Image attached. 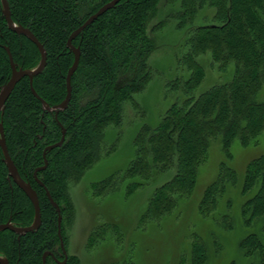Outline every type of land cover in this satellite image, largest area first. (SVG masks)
Returning a JSON list of instances; mask_svg holds the SVG:
<instances>
[{
    "label": "trees",
    "instance_id": "trees-1",
    "mask_svg": "<svg viewBox=\"0 0 264 264\" xmlns=\"http://www.w3.org/2000/svg\"><path fill=\"white\" fill-rule=\"evenodd\" d=\"M110 1L7 0L13 23L28 29L46 52V66L32 81L39 99L30 90L29 78L23 77L0 114L9 156L20 178L35 191L41 210L36 231L20 236L0 232V256L8 264H42L45 252L62 259L57 214L46 191L60 209L66 249L64 227L75 216L70 189L113 150L104 142L105 131L120 125L123 105L134 103L151 78L147 61L156 48L153 35L171 20L182 34L192 33L183 60L185 76L168 86L179 96L156 127H140L133 140L134 158L123 171L92 184L93 194L108 195L126 184L125 193L131 195L174 170L153 191L141 221L161 218L192 193L213 142L219 140L230 160L233 141L246 147L264 132V0H122L72 41L80 59L71 77V99L64 110L45 111L40 99L54 107L66 96L65 78L74 61L67 47L70 35ZM205 9L211 10V23L204 19L197 24ZM7 49L17 69L33 70L40 62L36 45L8 29L0 1V90L11 77ZM204 55L227 79L197 95L208 78L198 60ZM61 128L62 145L46 153L47 167L37 173L41 186L34 171L44 165L46 147L59 142ZM235 180V171L221 163L216 180L204 190L201 214L215 211L226 184ZM241 194L248 195L242 205V215L249 216L246 224L262 221L264 154L247 164ZM33 219V204L9 177L0 149V225L24 228ZM239 248L248 264H264V225L261 237L248 235ZM191 255L192 264L205 263L201 241H193ZM45 264H54L53 259L46 257ZM65 264H79V259L69 255Z\"/></svg>",
    "mask_w": 264,
    "mask_h": 264
},
{
    "label": "rangeland",
    "instance_id": "rangeland-1",
    "mask_svg": "<svg viewBox=\"0 0 264 264\" xmlns=\"http://www.w3.org/2000/svg\"><path fill=\"white\" fill-rule=\"evenodd\" d=\"M202 14L197 17V24L204 19L210 20L205 24L211 23V10L205 9ZM191 36L192 33L184 35L178 31L174 20L153 35L156 48L147 61L151 78L135 95L134 103L123 105L120 125L105 131L104 142L113 150L70 189L75 216L64 227L66 250L69 255L77 256L79 264H192L191 250L195 239L205 247L204 264L249 263L243 257L239 242L251 234L261 237L264 219L246 224L249 216L242 215V205L248 195H242L241 189L247 164L264 154V132L246 147L233 141L229 148L230 160L222 151L219 140L213 142L207 161L198 169L192 193L180 199L176 208L161 218L141 221L153 191L168 181L174 170L165 175V180L150 182L131 195L125 193L126 184L117 185L115 192L104 196L96 197L91 189L92 184L128 166L134 158L136 132L143 125L156 127L179 96L168 86L178 77L185 76L183 60ZM198 60L205 66L208 78L195 91L197 95L227 79V73L221 74L209 64L208 55ZM221 163L235 171L236 180L226 184L215 211L204 216L199 204L204 190L216 180Z\"/></svg>",
    "mask_w": 264,
    "mask_h": 264
},
{
    "label": "water",
    "instance_id": "water-1",
    "mask_svg": "<svg viewBox=\"0 0 264 264\" xmlns=\"http://www.w3.org/2000/svg\"><path fill=\"white\" fill-rule=\"evenodd\" d=\"M0 1H1V5H2V15L5 19V22L7 24L8 29L17 35H22V36L27 37L29 40H31L36 45V47L38 48V50L40 52V62L38 63L37 67L34 68L33 70H22V69H17V66L13 62V60L9 54V51L7 49V52L9 54V63H10V67H11V77H10L9 81L5 85H3L1 90H0V114H2L3 110H4V105H5L8 97H9V95L11 94V92L14 89L17 82L23 77L29 78L30 90H31L33 96L35 98L39 99V97L37 96V94L35 93V91L32 87V81H33V78L35 76H37L38 74H40L46 66V52H45L43 46L38 42V40L33 36V34L28 29H25L19 25H16L15 23H13V21L11 19V13H10V9H9V5H8L7 0H0ZM121 1L122 0H111L110 2L106 3L96 13L91 15L82 25H80L70 35V37L67 41V47L73 53L74 61H73L72 66L69 68L67 75H66V78H65L66 96H65L64 100L59 105L54 106V107H49L44 101H42L40 99L42 107L45 111H55V113H57L61 110H64L67 108L69 101L71 99V94H72L71 77L75 73V71L78 67V64H79V59H80V50H79V48H75L72 45V41L86 27L90 26L96 19H98L104 13L113 9ZM64 136H65V129L61 128V138H60L59 142H57L56 144H53L51 146L46 147V149L43 152L44 165L37 168L34 171L33 176H34L35 180L41 186H43V185L37 180V173L40 171H43L47 167V160L45 159L46 153L48 151H51L54 148L60 147L64 141ZM0 149H1L2 154H3V161L6 165L9 177L26 194V196L31 200L33 207H34V219H33V222L30 226L24 227V228H19V227L14 226L10 222H8L6 224L0 225V232L8 230V231L16 233L17 235L20 236V235H23V234H26L29 232L36 231L41 225V210H40L38 198H37L35 191L31 188L30 184L24 182L20 178L13 161L11 160V158L9 156L7 146H6L5 137H4L2 122H0ZM46 194H47V197L49 199L51 206L54 208V210L56 211V214H57V235L59 238V244H60L59 246H60L61 252L64 256V260L61 264H65L67 261V254H66V251L64 249L63 240L61 238V220H62V217H61L60 209L57 206V204L52 200L48 191H46ZM48 255H50L49 252H45L43 254L42 264H45L46 257ZM0 264H8V262L5 258L0 256Z\"/></svg>",
    "mask_w": 264,
    "mask_h": 264
},
{
    "label": "flooded vegetation",
    "instance_id": "flooded-vegetation-1",
    "mask_svg": "<svg viewBox=\"0 0 264 264\" xmlns=\"http://www.w3.org/2000/svg\"><path fill=\"white\" fill-rule=\"evenodd\" d=\"M35 179V178H34ZM65 249V248H64ZM61 250V249H60ZM65 251H66V254H67V259H68V256H69V254H68V252H67V250L65 249ZM50 253V252H49ZM61 254H62V252H61ZM47 257H51L52 259H53V263L54 264H61L62 262H63V260H64V256H63V254H62V259H56V258H54L53 257V255L50 253V255H48ZM67 262V261H66Z\"/></svg>",
    "mask_w": 264,
    "mask_h": 264
}]
</instances>
